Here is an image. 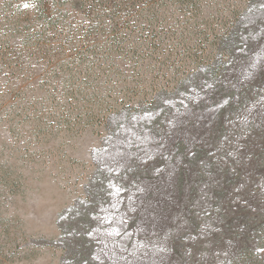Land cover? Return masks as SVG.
<instances>
[{
    "label": "rangeland",
    "instance_id": "1",
    "mask_svg": "<svg viewBox=\"0 0 264 264\" xmlns=\"http://www.w3.org/2000/svg\"><path fill=\"white\" fill-rule=\"evenodd\" d=\"M46 4L0 0V264H241L264 0Z\"/></svg>",
    "mask_w": 264,
    "mask_h": 264
},
{
    "label": "trees",
    "instance_id": "2",
    "mask_svg": "<svg viewBox=\"0 0 264 264\" xmlns=\"http://www.w3.org/2000/svg\"><path fill=\"white\" fill-rule=\"evenodd\" d=\"M7 1V0H4ZM23 1H28L31 3L35 8L36 12L40 13L43 16H47L46 12V1L47 0H23ZM58 0H51V3L56 5ZM84 3H91V4H97L98 1L100 0H82ZM108 1V0H107ZM94 11V10H93ZM257 182H255L256 184ZM264 187V184H262ZM246 195H243L240 199H244ZM262 196L264 197V194L262 193ZM255 203V205H260L262 204L263 200L261 198L255 199L254 196H250L249 198L245 199V204L240 207V209L237 208V205H233L229 208V211H232L234 213L235 218H231L229 222L225 223L227 227V234L228 238L231 239V241L234 239H237V243L240 245L239 246V261H241V264H264V258H260L259 252H255V259L253 261H248L249 258L246 255L247 251H251V248L246 241V239L249 238V240H253L254 238L252 237L253 232H258V239H257V245L258 248L264 250V214L260 212H254L255 207L251 205V203ZM250 203V204H249ZM216 206V205H215ZM100 222V219H98ZM92 219L90 220V225L88 228H92L96 226L95 223H93ZM102 223V222H101ZM239 226L242 228V230L239 229ZM252 232V233H251ZM231 236H230V235ZM140 237V236H139ZM248 237V238H247ZM226 239V238H225ZM224 238H221L220 241H223ZM219 241V242H220ZM225 241V240H224ZM91 245L94 247V251L98 249L99 242L97 241L96 238L91 242ZM219 247L223 246V243L220 242L218 244ZM92 262L94 264H99L98 258L92 259Z\"/></svg>",
    "mask_w": 264,
    "mask_h": 264
}]
</instances>
